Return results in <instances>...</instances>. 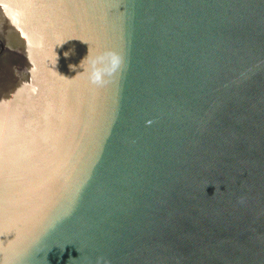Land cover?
I'll return each instance as SVG.
<instances>
[{"label":"water","instance_id":"water-1","mask_svg":"<svg viewBox=\"0 0 264 264\" xmlns=\"http://www.w3.org/2000/svg\"><path fill=\"white\" fill-rule=\"evenodd\" d=\"M99 258L264 264V0H0V264Z\"/></svg>","mask_w":264,"mask_h":264},{"label":"clouds","instance_id":"clouds-1","mask_svg":"<svg viewBox=\"0 0 264 264\" xmlns=\"http://www.w3.org/2000/svg\"><path fill=\"white\" fill-rule=\"evenodd\" d=\"M62 44L63 43L59 45ZM71 54L72 51L64 53L65 57H68ZM88 58H89V52L88 55L80 62L78 67L82 68L83 71L78 74H83L87 72L90 82L97 86H104L106 83L110 82V80L114 78L118 73L123 74V72L126 69L124 56L120 52H117L115 50H107V51L99 52L95 56V58L91 60L89 68H84L83 67L84 61L88 60ZM69 67L72 70H76L77 68L76 65H69ZM208 186L209 185L205 187V193H206V188ZM213 195H215V192ZM97 264H110V262L105 260L104 258H99Z\"/></svg>","mask_w":264,"mask_h":264}]
</instances>
